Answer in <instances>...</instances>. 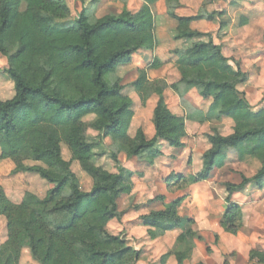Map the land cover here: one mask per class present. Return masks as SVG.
I'll use <instances>...</instances> for the list:
<instances>
[{
    "label": "trees",
    "instance_id": "16d2710c",
    "mask_svg": "<svg viewBox=\"0 0 264 264\" xmlns=\"http://www.w3.org/2000/svg\"><path fill=\"white\" fill-rule=\"evenodd\" d=\"M144 1L135 13L125 7L119 15L108 14L95 21L82 8L70 22L72 11L66 0H0V55L7 61L4 73L15 89L12 99L0 102V161H12L16 172L37 175L52 187L43 199L27 192L15 204L0 183V217L6 219L8 233L0 264H20L25 247L39 264L140 263L142 252L134 248L126 232L115 236L107 231L111 220L121 221L124 215L119 202L124 195L132 197L134 173L123 166L117 152L110 154L116 174L91 162L93 145L82 134V120L88 116L97 118L101 143L112 137L125 149L127 160L138 158L149 164L161 155L160 142L174 148L184 146L186 121L216 126L230 120V134L223 135L213 126L205 135L209 149L203 154L202 171L190 177L171 174L166 184L174 193L207 181L214 170L225 166L229 154L249 165L258 163L252 177L243 175L239 184H224L227 209L222 225L232 235L243 225L233 195L251 183L264 189V106L254 110L239 90L249 80L240 63L224 56L213 33L195 28L199 23H219V31L229 26L225 11L208 12L205 2L197 13L184 16L179 0H165V15L176 22L174 39L191 45L173 53V66L180 75L174 84L152 77L168 66L160 59L136 68L138 75L130 87L142 106L151 97L157 99L152 113L155 135L147 139L142 129L135 137L129 135L134 103L124 93L122 81L109 82L108 78L119 67L131 65L140 50L153 51L160 45L152 10L159 0ZM168 89L179 97L182 116L169 108ZM194 91L197 97L191 101ZM62 143L70 146L71 161L62 158ZM73 160L92 178L90 191L80 189L71 168ZM26 162L46 168L25 166ZM156 202L164 209L141 216L139 221L151 240L182 230L177 240L183 248L176 253L182 264L191 256L195 239L202 238L193 230L194 220L179 215L183 198L167 201L159 196L149 204ZM131 208L137 206L132 203ZM255 260L264 264V254L253 252L250 262Z\"/></svg>",
    "mask_w": 264,
    "mask_h": 264
},
{
    "label": "crops",
    "instance_id": "0c3cea01",
    "mask_svg": "<svg viewBox=\"0 0 264 264\" xmlns=\"http://www.w3.org/2000/svg\"><path fill=\"white\" fill-rule=\"evenodd\" d=\"M82 1L76 3L75 0H66L72 13L75 11L79 12L82 8H86L91 12L93 8L95 13L101 14L98 18L108 14L119 15L125 7L127 10L135 13L145 3L144 0H100L99 6H93L90 5L91 0ZM203 1L205 0H199V4H196L194 8L197 7L199 9L200 5L204 3ZM235 1V6L238 8L234 14L235 16L231 18L229 13V19L225 21L229 23H235L237 19L240 22L245 21L246 24L237 31H253L252 40L260 42V46L253 47L249 45L245 50L241 48L240 50L237 49L238 35L233 38V34L227 36L220 34L218 36V33L222 32L219 31V23L216 24L217 29L215 32L211 29L209 31L213 33L215 43L222 46L224 56L238 61L242 71L249 75L248 82L239 86V90L245 93L248 102L257 111L264 106V0ZM179 2L182 6H190L186 0H179ZM214 4H210V6ZM152 10L156 21L158 17H165L164 12L167 10L165 0H159L152 7ZM156 11H159L160 14H157ZM213 11L222 12L224 10L217 8L208 12ZM171 25L173 26L171 28L175 30L176 26L174 24ZM228 41H234L233 48H229L230 44L228 45ZM159 49L160 45L155 51L153 50L155 52L154 58L157 56ZM138 55L153 58L151 52L140 50L133 57V62H135V58ZM146 65L148 66L149 64L145 63V66H143L142 63H139L137 67L145 68ZM255 68L257 72L252 73ZM166 75L158 78L154 77V79H164L169 85L176 83L180 79L176 68L171 76H169L170 74ZM165 96L171 111L178 116H182L184 110L179 97L170 89L165 91ZM130 98L134 103L135 116L129 129V135L135 137L137 131L142 129L147 139L153 138L155 131L152 123V113L156 105V97H151L144 107L142 103L138 106L136 100L132 97ZM222 123L229 126L228 133L222 134H230L233 123L230 120H224L220 125ZM213 126L215 125L186 121L187 137L183 139L184 146L174 148L164 141L160 142L158 150L161 155L154 160L153 164H149L146 160H139L138 158L127 160L125 154L124 159H121L123 166L134 173L132 196H135L136 205L138 206L136 209L127 210L128 207L126 209L122 208L119 203L120 211L124 213L121 219L122 222L116 219L111 220L107 225V231L111 235L116 236L125 230L132 239L144 242L143 248L140 245H136L135 247L142 252V259L139 264H178L176 253L183 248L177 240L182 230L177 229L168 232L160 238L151 240L147 237V229L139 221L141 216L164 209L163 204L159 202L149 204V202L159 196H165L167 201L183 198L179 215L192 218L194 220L193 230L202 238V240L195 239V248L191 256L184 259L182 264H224L225 259H222L218 255L219 252H223L225 255L228 254L227 264H251L250 260L253 252L264 254V189H259L251 183L233 195L232 202L239 206L243 219L242 228L236 235L228 233L222 225L223 216L227 209V191L224 184H239L242 181L243 175L252 177L259 169L258 163L249 165L240 162L235 154H229L225 166L222 169L214 170L207 181L191 184L174 193L168 191L166 179L171 174H182L190 177L196 176L202 171L203 154L209 149V145L206 141L204 142V146H206H201L199 140L205 137V135L210 134ZM215 127L220 130L219 124ZM214 185L218 186V188L216 189ZM201 186L206 187L201 189ZM129 197L131 196L124 195L121 199H128ZM190 202L191 206L189 205ZM186 205H189V209L186 208ZM1 218L0 222L3 221ZM211 238H213V241L217 240V245H212ZM209 247L214 255L208 253L207 248ZM163 248H165V252L158 256L157 251ZM145 257L149 259L147 258L145 261ZM163 257H165L164 261L162 260Z\"/></svg>",
    "mask_w": 264,
    "mask_h": 264
},
{
    "label": "rangeland",
    "instance_id": "374dc122",
    "mask_svg": "<svg viewBox=\"0 0 264 264\" xmlns=\"http://www.w3.org/2000/svg\"><path fill=\"white\" fill-rule=\"evenodd\" d=\"M77 2H81L79 0H75ZM187 3L190 4V6H183V9H181L180 14L184 16H191L197 13L198 8H194L196 4H199V0H186ZM206 3L207 10H216L217 8H221L222 10L225 11L226 16L224 20H228L229 16L233 18L235 15V12L237 11V6L235 0H205L203 1ZM202 2V3H203ZM215 3L213 6H210ZM90 5L93 6H99V3H94L93 0L90 1ZM202 5V4H201ZM200 5V6H201ZM76 8V6H75ZM160 11V10H159ZM159 11H156L157 14H160ZM80 12V11H79ZM79 12H73L71 15V20L70 22H73ZM165 13V12H164ZM230 15L228 16V14ZM90 20L95 21L99 15L95 13V11L92 8V11L88 13ZM233 16V17H232ZM157 37L160 38V49L157 51V56L154 58V53L153 51H147L151 52L152 57H146V56H137L135 58V62H133L129 66H121L118 68V71L114 75H110L108 78L109 82H114L116 79L119 80L120 82L122 81V84L125 86V94L128 95L129 97H132L133 99L136 100L137 105L139 106L141 104L139 98L137 97V94L134 92V89L130 87V83L133 82L137 78V71L136 68L137 65L139 66V63H142L143 66L146 64H153L155 59H159L161 61L167 62L168 66H165L164 68L152 73L155 78L158 77H163L167 76L166 74H173L175 66L173 63L174 57V52L184 50L187 47L191 45V42L187 43L184 41H176L174 39V36L176 34L175 30L171 27H173L171 24H174L176 26V22L173 19H169L166 15L165 17H158L157 18ZM240 20L237 19L235 23L230 22L229 26L227 29L222 31L221 33H218V36L220 34L224 35H232V38L238 35L239 37L238 44H237V49H247L249 45L253 47H259L260 42H255L252 40V34L253 31H242L238 32L242 26L239 25ZM209 23V25H204L202 23L196 24L195 28L198 29H204V30H213L214 32L216 31L217 27L216 24ZM174 30V31H173ZM238 30V31H237ZM217 39H219L217 37ZM232 40V39H231ZM250 41V42H249ZM229 42V43H228ZM229 48H233L232 45L234 44V41H228ZM218 43V42H217ZM155 51V50H154ZM264 64V62H263ZM7 67V61L6 59L0 55V102L2 101H7L10 100L14 97L15 95V89H14V83L12 80L9 78L7 74L4 73V70ZM147 67V65H146ZM257 72V69L255 68L252 73ZM194 94L191 96V101H195L197 92L194 91ZM264 100V97H263ZM193 104H195L193 102ZM84 129L82 131L83 136L85 137V140L93 145L92 152L93 156L91 158V162L106 172H109L111 174H116L117 173V166L115 163L110 158L111 152H117L119 154L120 159H124V151L125 149L122 148L120 145H118L112 137H108L105 139L104 143H101L98 137V131H96L95 124L97 122V118L95 116H88L82 120ZM220 126V131L221 133L227 134L229 126L227 124H219ZM204 142H206V138L203 137L199 140V143L201 146H204ZM206 144V143H205ZM206 146V145H205ZM204 146V147H205ZM61 151H62V158L65 161H71L72 160V152L70 149V146L66 143L61 144ZM34 165H39L42 166L43 168H46L43 164H36L33 162H26L25 166H34ZM72 171L74 174L77 176L78 181H79V187L82 191L88 192L91 190L93 181L92 178L82 169V165L78 161H72L71 165ZM15 171V173H14ZM0 183L3 185L5 188L6 194L9 197V199L15 203V204H20L24 195L27 192L35 194L37 197L40 199H43L46 197L48 194L49 190L52 188L50 185H48L45 181H43L39 176L33 175L30 173H24V172H16V166L12 161H0ZM206 187V186H205ZM204 186H201V189L205 188ZM214 187L217 189L218 186ZM68 195V193H67ZM122 200V201H121ZM120 200V204L122 208H127V210H133L131 208V204L134 203L136 205V200L135 196L124 198ZM191 206V202L189 204ZM189 205H186V208L189 209ZM3 221L0 222V253L4 251V247L6 244V241L8 239V233H7V223L6 219L4 217L1 218ZM122 222V221H121ZM126 232L125 230H123ZM122 231V232H123ZM127 234V233H126ZM129 237V235L127 234ZM131 238V237H129ZM132 239V238H131ZM217 240L213 241V238H211V243L212 245H217ZM143 241H138L133 239V242L131 243L134 248L136 245H140L141 248H143ZM210 248V247H209ZM165 252V248L158 250L157 254L158 256L161 255L162 253ZM210 255H214L213 252L210 249ZM218 255L222 258L225 259V262H227V257L228 254H224L223 252H219ZM148 257H145L144 260L146 261ZM149 259V258H148ZM20 264H39L30 254L29 248L25 247L22 251L21 254V259H20ZM227 264V263H226ZM252 264V263H251Z\"/></svg>",
    "mask_w": 264,
    "mask_h": 264
},
{
    "label": "built area",
    "instance_id": "2783aa9c",
    "mask_svg": "<svg viewBox=\"0 0 264 264\" xmlns=\"http://www.w3.org/2000/svg\"><path fill=\"white\" fill-rule=\"evenodd\" d=\"M252 264H261V263H259L258 261L255 260L252 262Z\"/></svg>",
    "mask_w": 264,
    "mask_h": 264
}]
</instances>
